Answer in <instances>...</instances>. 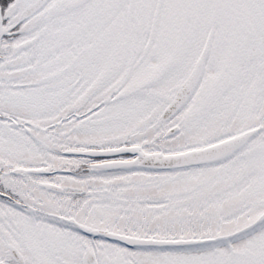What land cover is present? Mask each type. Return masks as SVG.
Segmentation results:
<instances>
[{
    "label": "snow or ice",
    "instance_id": "1",
    "mask_svg": "<svg viewBox=\"0 0 264 264\" xmlns=\"http://www.w3.org/2000/svg\"><path fill=\"white\" fill-rule=\"evenodd\" d=\"M0 264H264V0H0Z\"/></svg>",
    "mask_w": 264,
    "mask_h": 264
}]
</instances>
